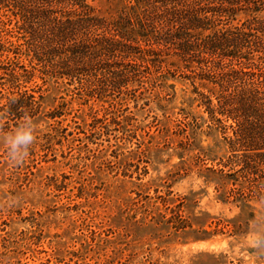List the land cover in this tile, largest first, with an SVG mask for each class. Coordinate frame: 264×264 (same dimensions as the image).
Here are the masks:
<instances>
[{"label":"rangeland","instance_id":"374dc122","mask_svg":"<svg viewBox=\"0 0 264 264\" xmlns=\"http://www.w3.org/2000/svg\"><path fill=\"white\" fill-rule=\"evenodd\" d=\"M81 1L108 21L136 3ZM0 3V83L40 103L17 119L0 95V264H264V166L233 157L252 152H233L199 63L139 36L127 57L63 75ZM22 129L34 139L13 149Z\"/></svg>","mask_w":264,"mask_h":264},{"label":"trees","instance_id":"16d2710c","mask_svg":"<svg viewBox=\"0 0 264 264\" xmlns=\"http://www.w3.org/2000/svg\"><path fill=\"white\" fill-rule=\"evenodd\" d=\"M11 1L31 47L63 75L127 57L139 48V36L199 63L201 73L217 85L212 95L218 104L211 113L232 121L233 152H252L233 157L244 171L264 166V0H134L131 13L110 21L92 16L81 0ZM239 11L250 17L243 26L219 28ZM11 78L9 89H21L18 76ZM3 87L0 83L3 106L14 118L20 119L25 108H40L32 94H5Z\"/></svg>","mask_w":264,"mask_h":264},{"label":"clouds","instance_id":"9594fccd","mask_svg":"<svg viewBox=\"0 0 264 264\" xmlns=\"http://www.w3.org/2000/svg\"><path fill=\"white\" fill-rule=\"evenodd\" d=\"M34 137L30 129H22L18 131L12 139L11 147L13 149L20 148L21 146L30 145Z\"/></svg>","mask_w":264,"mask_h":264}]
</instances>
